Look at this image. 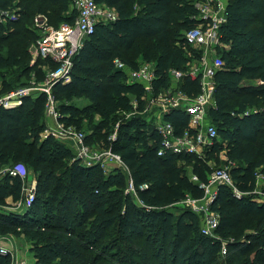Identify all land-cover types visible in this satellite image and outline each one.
Here are the masks:
<instances>
[{"label": "trees", "instance_id": "1", "mask_svg": "<svg viewBox=\"0 0 264 264\" xmlns=\"http://www.w3.org/2000/svg\"><path fill=\"white\" fill-rule=\"evenodd\" d=\"M96 2L115 18L97 23L73 59L71 81L57 83L53 94L62 122L81 130L89 121L87 143L107 137V148L128 166L141 204L126 192L125 173L86 166L65 143L44 136L47 96L27 97L19 106L0 107V235L31 243L38 264H264V201L257 192L264 193V0H228L221 30L226 47L219 52L226 67L215 75L216 104L208 109L219 138L203 158L158 155L161 136L143 116L149 94L115 65L120 60L134 70L154 63V93L168 89L171 69L185 71L201 57L184 43L185 32L201 23L195 0ZM39 16L48 24L72 25L78 11L74 0H0L2 92L43 82L59 67L51 60L32 63L42 33ZM10 71L17 86L7 80ZM182 90L196 96L201 87L185 77ZM166 119L177 136L194 132L181 109ZM224 163L235 189L219 187L212 205L219 215L217 237H208L201 217L180 203L204 197L200 184ZM16 164L36 180L28 208L20 206L27 182L3 171ZM144 184L148 188L141 189ZM0 264H13L11 255L0 253Z\"/></svg>", "mask_w": 264, "mask_h": 264}, {"label": "built area", "instance_id": "2", "mask_svg": "<svg viewBox=\"0 0 264 264\" xmlns=\"http://www.w3.org/2000/svg\"><path fill=\"white\" fill-rule=\"evenodd\" d=\"M228 0H195V6L199 10L200 25L185 32V49H193L201 53L200 58H195L188 64V69L170 70L171 86L166 90L154 93L153 83L156 80V70L154 63H142L139 68L131 70L120 60H115L118 70L126 71L128 83H140L144 85L149 94L143 116L155 126L156 131L161 136V147L159 156L168 154H196L204 157L205 152L212 146L213 141L219 138L215 125L208 118V109L214 107L215 101V75L219 70L226 67L225 62L220 57V49L226 47L222 43V27L227 22ZM78 17L74 24H61L58 28H51L44 24L47 18L39 16V27L43 34L34 45V63L37 59L51 60L59 65L55 71H48L43 82L33 81L27 86H23L9 92H2L0 87V107L12 108L22 104L24 98L36 99L41 94L47 96L45 114L47 119H53L55 126L48 128L44 136L53 135L58 141L64 142L73 150L75 156L86 166H100L104 173H111L120 170L128 178L126 192L141 204L138 199L137 189L132 179L130 170L123 158L112 151L111 148L103 151L92 150L86 142V134L78 130L73 125L62 122L58 102L53 94L54 86L62 82L67 84L71 81L73 70V59L83 46L84 41L94 32L98 22L109 21L115 18L114 12L96 2V0H74ZM9 15H11L9 13ZM185 77L197 80L201 87V92L196 96H189L182 90V82ZM137 109V103H134ZM181 109L189 118V129L193 133L186 131L183 136H177L174 125L166 119L167 115ZM125 115L129 118L132 114ZM118 126V125H117ZM50 129V130H49ZM116 138L114 133L110 140ZM230 166L213 167L206 183L200 184L204 189V197L187 198L180 204L191 209L201 217V232L208 237H217L215 234L219 225V215L212 210L218 189L220 186H229L235 189V183L230 171ZM4 173L12 177H20L27 180L30 171L23 164H16L3 170ZM193 181L198 182V177L193 176ZM30 183L25 187L26 200L20 206L31 207L34 197L36 180L30 177ZM27 182V181H26ZM141 189L148 188L147 184L140 186ZM236 191V190H235ZM264 201V193L257 191ZM237 196L241 194L236 192ZM14 237V236H12ZM3 244H6L4 247ZM0 253L10 254L13 264H38L36 261L29 262L21 258L15 252V243L10 236L0 235ZM228 254L227 244H223L221 255Z\"/></svg>", "mask_w": 264, "mask_h": 264}, {"label": "rangeland", "instance_id": "3", "mask_svg": "<svg viewBox=\"0 0 264 264\" xmlns=\"http://www.w3.org/2000/svg\"><path fill=\"white\" fill-rule=\"evenodd\" d=\"M52 23H54V22H51V23L48 24V20H44V24L45 25L47 24V26H49L51 28H58L61 25V24H52ZM43 33L44 32H42L41 34H43ZM32 53H33L32 55H34V53H35L34 47L32 48ZM33 60H34V57H33ZM16 72H17V70H16ZM7 75H8L7 76V80H9L10 82L14 83L15 86H17L16 83H15L16 79L13 78V77H16L17 74L16 73L12 74V72L10 71ZM1 85H2V79L0 77V87H1ZM76 104L79 105L81 108H84V107L88 106V103L84 102V101L83 102H80V101L76 102ZM45 116H46V114H45ZM46 118H47V116H46ZM96 120L98 121L99 117H96ZM46 123H47V128H51V127L53 128L55 126V124H56L53 119H46ZM91 130L92 129H91V126L89 124V121L88 120L84 121V126H83V128L80 131L84 132V134H86V136H89V138H90L92 136V134H93ZM106 139H107V137H105V136L102 137L101 139H98V140H95V139L91 138V140L88 141L87 144L94 151L107 150L108 148H107ZM62 143H64V142H62ZM72 152H73V150H72ZM73 154L75 155L74 152H73ZM221 166L225 167V163L221 164L220 166H213V167L215 168V167H221ZM30 177L32 179L34 178V175H33V173L31 171H30ZM30 177L26 180L27 183H30V181H31ZM261 198H262V196L260 195L259 199H261ZM15 241H16L15 252H18V253L19 252H27L28 256L31 258L32 257V254H31L32 252L30 251L31 250V243L27 242L23 238H16V237H15ZM118 244L121 245V243H118ZM122 245H124V244H122ZM3 246L5 247L6 244H3ZM111 252L112 251H108L106 254H110Z\"/></svg>", "mask_w": 264, "mask_h": 264}, {"label": "crops", "instance_id": "4", "mask_svg": "<svg viewBox=\"0 0 264 264\" xmlns=\"http://www.w3.org/2000/svg\"><path fill=\"white\" fill-rule=\"evenodd\" d=\"M226 155H225V153L224 154H222V160L223 161H226ZM11 238H13V240H14V243L16 244V241H15V237H12V236H10ZM17 254H18V256H20L21 258H24V259H27L29 262H34L35 261V259H34V256H33V254H32V257L30 258L29 256H28V253L27 252H17Z\"/></svg>", "mask_w": 264, "mask_h": 264}]
</instances>
